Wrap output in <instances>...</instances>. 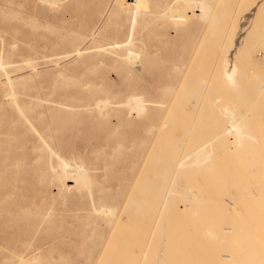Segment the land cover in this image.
<instances>
[{
	"label": "rangeland",
	"instance_id": "1",
	"mask_svg": "<svg viewBox=\"0 0 264 264\" xmlns=\"http://www.w3.org/2000/svg\"><path fill=\"white\" fill-rule=\"evenodd\" d=\"M213 1L218 17L202 20L197 11L183 14L180 0H0V112L22 119L21 107L31 114L30 102L39 100L57 108L62 102L108 103L92 114L77 115L78 126L46 134L67 159L75 149L83 153L94 168L89 183L38 182L34 173L41 171L21 162L20 169L10 167L1 175L0 158V209H11L12 221L19 217L22 227L18 239L9 225L2 233L0 214V236L14 235L10 242L3 239L5 246L41 244L42 264H264V92L258 97L264 81V0ZM197 47L206 51L193 86L206 89L191 94L186 84L184 95L180 82ZM227 63L244 82L242 94L218 79ZM130 96L144 100V115L127 114L124 102ZM108 108L114 109L99 114ZM233 112L245 115L241 144L236 147L230 133L211 145L214 154L203 169L192 166L185 175L190 178L176 189L181 194L172 200L169 218H162L159 206L149 205L146 220L129 225L125 217V223H113L108 210H92L89 187L94 198L119 197L122 203L134 181L140 201L155 199L154 184L143 186L155 173L151 163L138 173L145 153L141 142L147 140L152 158L178 160L214 139ZM4 123L3 130L9 121ZM144 126L153 128L147 139ZM13 132L9 134L17 141L11 143L10 162L16 164L24 151L30 152L35 137L21 125ZM92 135L102 139L105 149ZM11 136L0 138L2 148L10 147ZM117 142L122 150L133 143L129 157L104 159ZM186 191L199 200L193 206L187 204ZM25 207L31 226H36V214L47 211L52 217L31 231ZM96 232L104 238L94 247ZM115 240L121 248L117 257ZM11 258L7 249L0 251V264L4 259L16 264Z\"/></svg>",
	"mask_w": 264,
	"mask_h": 264
},
{
	"label": "bare ground",
	"instance_id": "2",
	"mask_svg": "<svg viewBox=\"0 0 264 264\" xmlns=\"http://www.w3.org/2000/svg\"><path fill=\"white\" fill-rule=\"evenodd\" d=\"M213 0H180V3H182L185 7L183 14L189 12L194 13L195 11L199 12V17L202 20H208L210 16H212L213 19H216L219 14V9L213 10ZM218 3V2H217ZM170 4V3H169ZM203 4V5H202ZM219 4V3H218ZM171 6V4H170ZM204 8V10H200V8ZM181 12V13H182ZM172 14V13H170ZM182 16H185L183 15ZM174 15H172L173 17ZM181 17V15H180ZM208 22V21H207ZM207 48V47H205ZM205 50L204 48L197 47L187 70L185 71L181 82L179 89L185 90V93L188 94L187 87L186 89H182L184 85L189 84L188 88L189 93L191 94H197L200 95L203 93V91L206 89V86H199L198 88L196 86H193V82L197 80L198 75L200 73H197V68L199 65V61L201 59V52ZM206 51V50H205ZM204 56V55H203ZM201 66V65H200ZM140 68V67H139ZM240 72V71H238ZM218 79L221 80L222 84L226 89H229L230 91L234 93H243L244 92V82L242 79H239L236 77V74L231 70L230 66L227 64H223L221 70L219 71V76ZM7 80V79H6ZM179 94L181 91H178ZM177 92V93H178ZM264 92V81L260 86L259 92H258V97ZM176 97H178V95ZM181 94V96L183 95ZM13 95V94H12ZM12 95L10 98L13 100ZM183 95V96H184ZM9 97V96H8ZM178 99V98H177ZM6 100V99H5ZM14 101V100H13ZM108 101V100H107ZM176 103H179L178 100L175 101ZM173 102V103H174ZM181 102V101H180ZM33 103V108L31 114L27 113L26 111L29 109H23L21 107V111L23 112V118L21 119L18 114H13L10 116H5V112H0V138H3V136L11 134L15 135L13 132L18 125H21L24 127V130H27L30 133H34V139L31 140V150L30 152L24 151L25 153L23 154V158L19 160L18 163L16 164H11V157H10V151H11V143H15L17 139L15 137L11 136L9 138V141L6 142L7 148H2L0 146V155L3 154L0 158L1 161L4 163V166L2 168L1 175H4V173L9 172L8 170L10 167H16L20 169L19 163L21 162L22 164H26L31 170H38L40 174L38 175L37 173H34V177H37L38 182H48L51 183L52 181L58 180L59 182H72L74 187H81L85 183H89L90 179L92 178V170L94 169L93 167H90V163H86L82 157V152L78 151L75 149L71 153V158L67 159V157L63 154V152L52 146L51 141L53 139L47 138L46 134H51L53 135L56 132V129H69L70 127H76L78 126V121H77V115L80 113H88L92 114L97 107L100 106H106L108 103L103 101V103H96L93 107H91V104H72V103H65L62 107H50V106H44L45 103L41 100L35 101V102H30ZM122 103L123 102H119ZM172 103V104H173ZM125 106H127V114L130 115L131 113L135 112L138 116L139 115H144L146 113V106L144 105V100L141 98H138L137 96H130L128 100L124 102ZM171 104V105H172ZM170 105V109L173 107ZM42 106L45 107L44 110H36L37 107ZM75 107H79V110H75ZM169 107V106H168ZM40 108V107H39ZM183 108V107H182ZM114 108H108L106 111H100L99 114L105 115L108 112L112 111ZM148 112V111H147ZM244 118L245 115L242 116H236L235 113H230L228 119H227V125H221L218 127L220 131L217 133L214 139H210L209 141L205 143H200L195 146L193 150H190L187 155L184 157L180 158L177 160L173 158H165L161 157L160 155H156L154 158L150 157L149 154V147L147 146V140L144 142H141L139 144V149L143 150L144 149V156L141 160L140 167L138 169V173L141 170V167L144 165L145 167L149 166L151 163V166L153 167V172H155L153 175L149 176L147 178V181L144 182V187H150L152 183L154 184V192H155V199L151 202L150 200L147 201H140L138 197V187L134 186V181L132 185L127 189L126 194L123 197L122 203L119 202V197H105L103 195H99L98 197L94 198L92 195V188L89 187L87 190L88 196L91 198V205H92V210L99 211V212H104V210H108V212L113 215V223L118 222L122 220V217H125L127 220V223L129 225H134L137 222H141L146 220L148 216H145L144 212L148 211V206L150 205L151 208H155L156 206H159V209L161 213L164 214L162 216L163 219L169 218L170 214L172 215L173 211V199L175 197H178L181 193H175L176 189L177 191H180V189L183 186V183H186V180H188L190 177L185 176L189 171V169L192 166L197 167V171H201L203 169V165L209 161L211 156L214 154L212 150L209 148L211 145L219 138L227 137L230 133L233 134L232 143L235 144V146H239L242 142V138L244 137ZM9 121L8 128L5 130L1 129L4 126V122ZM202 128V126H200ZM153 128L151 126H144L143 128V136L145 139H147L149 133L151 132ZM158 131L159 128L157 127ZM12 132L9 134V132ZM51 131V132H50ZM116 130L110 132V133H115ZM153 132V131H152ZM212 134V133H211ZM161 134H157V139L162 140ZM38 138H37V137ZM54 138V136H53ZM90 138L95 139V140H101L100 143L102 144L101 147L105 149V143H103L102 139L100 137H94L93 135L90 136ZM199 138V137H198ZM92 141V140H91ZM85 142V141H84ZM89 146V142H85ZM23 144V143H22ZM163 144V143H162ZM195 144V142H194ZM193 144V145H194ZM107 145V144H106ZM21 145H18L17 147H20ZM158 146V145H157ZM122 142H117L116 146L111 147V153L107 154L104 153L102 156L103 158H108V157H114V156H125L129 157L131 154V150L133 149V143L125 147L124 150H122ZM23 149H27L25 145H22ZM212 149V147H211ZM103 150V149H102ZM181 152V150H180ZM9 153V154H8ZM8 154V155H7ZM153 154V153H152ZM163 156V155H162ZM119 158V157H118ZM152 158V159H151ZM10 162V163H8ZM207 166V165H206ZM137 173V174H138ZM182 174L179 181L175 183L174 179L178 174ZM0 175V176H1ZM137 177V175H136ZM135 177V178H136ZM159 179V180H158ZM156 180L159 182L156 183ZM191 181V180H190ZM66 184V183H64ZM63 185V184H62ZM70 186V185H69ZM175 188V189H174ZM68 189V188H67ZM102 191V189H101ZM121 194V195H122ZM192 194V195H191ZM185 198H189L187 201L193 206L194 202H198L199 200H196L195 194L191 193V191H186ZM179 198V197H178ZM1 205L4 207L6 206L5 202H1ZM186 205V204H185ZM149 207V209H151ZM168 207V208H167ZM107 208V209H105ZM10 212V210H6L4 212L2 209H0V214L2 215V233H5V228L6 226L9 225V228H13L14 231L12 232L14 235H17V239L22 235L20 231H22L21 225L16 220L13 222L12 220V215L14 214L13 212ZM143 211V212H142ZM150 211V210H149ZM148 211V212H149ZM23 215L25 216V219L27 221L28 229L33 231L36 230L43 224L44 221L48 220L49 218L52 217V214L49 212H42L40 216L38 217V214L34 215L35 218V223L36 226L30 225L28 222L29 217L26 216L28 213L26 210V207L24 208ZM147 215V214H146ZM20 216V215H19ZM1 217V216H0ZM161 218V217H160ZM123 221V220H122ZM148 221V220H147ZM124 222V221H123ZM161 222V220H160ZM112 223V224H113ZM117 223V224H118ZM125 223V222H124ZM147 222H145L146 224ZM103 224V223H102ZM111 224V223H110ZM164 224V223H163ZM119 226V225H118ZM164 228V227H163ZM27 230V231H29ZM164 231V230H163ZM154 232V231H153ZM7 234L0 236V251L7 249L12 253V258L16 260V264H42V261L40 260L42 255V250L44 247L41 244H35L31 246H26V247H18L17 245H12V246H5V244L2 243L3 239L8 240V242L12 241L14 238L13 234ZM95 234V233H94ZM96 234L99 237L98 242L94 245L97 246L99 245V242H102L104 235L103 233L96 232ZM123 235L126 236V234L123 233ZM116 242L113 243V254L117 257V253L120 248V244H118L117 240ZM102 244V243H100ZM149 244V243H148ZM107 246V244H106ZM104 246V247H106ZM102 245V248H104ZM130 247V246H129ZM158 247V246H157ZM156 247V248H157ZM124 248V247H123ZM122 248V250H124ZM163 251V246H161L158 249V257L161 256V252ZM126 253V252H125ZM145 255V254H144ZM142 256V255H141ZM129 258V257H128ZM144 259V258H143ZM7 259L3 260V264H7ZM27 262V263H26ZM155 262V261H154ZM51 264V263H47Z\"/></svg>",
	"mask_w": 264,
	"mask_h": 264
}]
</instances>
